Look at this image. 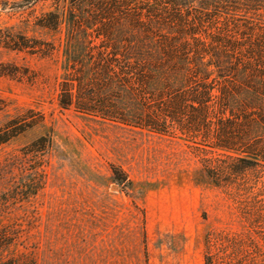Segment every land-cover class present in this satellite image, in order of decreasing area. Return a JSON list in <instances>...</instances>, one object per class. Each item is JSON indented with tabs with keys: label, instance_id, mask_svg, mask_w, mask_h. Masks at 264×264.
<instances>
[{
	"label": "rangeland",
	"instance_id": "rangeland-1",
	"mask_svg": "<svg viewBox=\"0 0 264 264\" xmlns=\"http://www.w3.org/2000/svg\"><path fill=\"white\" fill-rule=\"evenodd\" d=\"M79 7L81 26L69 0H0V44L24 47L0 46V264H203L207 235L246 233L243 205L264 206V164L246 178L249 193L242 182L213 186L205 161L229 153L211 150L201 133H161V92L184 87L161 60L167 30L123 20L108 42L87 4ZM49 13L60 17L55 30L40 26ZM239 19L264 26L261 13ZM119 67L145 69L149 84L119 76ZM63 90L72 108L60 105ZM79 90L85 111L75 107ZM230 108L251 117L254 154L264 158V97L243 92Z\"/></svg>",
	"mask_w": 264,
	"mask_h": 264
},
{
	"label": "trees",
	"instance_id": "trees-1",
	"mask_svg": "<svg viewBox=\"0 0 264 264\" xmlns=\"http://www.w3.org/2000/svg\"><path fill=\"white\" fill-rule=\"evenodd\" d=\"M22 1L26 6L40 1L60 3V0ZM139 1L69 0V5L73 21L81 26L76 12L81 8L80 3L87 4L91 24L99 26L97 38L108 42L112 41L113 29L123 20L142 29L154 20L167 30L161 34V60L168 70L183 74L184 87L174 89L167 84L161 92V133L172 129L192 136L203 134L201 142L209 144L211 150L229 153L222 156L224 159L205 161L204 173L211 184L217 188H232L242 182L243 185H239L243 190H239L249 193L252 188L248 187L246 178L250 174L260 176L264 158L254 154L251 117H236L230 103L232 98L247 91L264 97L259 93L261 84L264 86V26L258 29L251 24L241 26L239 19L245 14L264 15V0H198V8L184 0H141L146 2L144 6ZM40 24L55 30L60 25V17L49 13ZM0 46L24 50L23 45L16 42L4 41ZM100 69L105 70V67ZM117 72L119 76L124 75L123 78L135 79L139 87L149 84L145 69L119 67ZM72 95L69 90L62 91L59 102L63 108H72ZM87 99L91 100L90 96ZM80 100L79 90L75 107L85 111L78 107ZM44 142L43 138L37 144ZM48 144L46 146H52L51 140ZM115 170V180L126 183ZM263 178L258 177L261 189L264 188ZM260 202L256 198L255 208L243 205L241 209L248 226L246 233L206 236L203 264H264V206Z\"/></svg>",
	"mask_w": 264,
	"mask_h": 264
}]
</instances>
